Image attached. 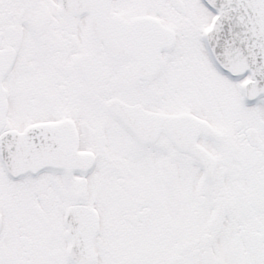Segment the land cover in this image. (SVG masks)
<instances>
[{"label":"snow or ice","instance_id":"snow-or-ice-1","mask_svg":"<svg viewBox=\"0 0 264 264\" xmlns=\"http://www.w3.org/2000/svg\"><path fill=\"white\" fill-rule=\"evenodd\" d=\"M0 264H264V0H0Z\"/></svg>","mask_w":264,"mask_h":264}]
</instances>
